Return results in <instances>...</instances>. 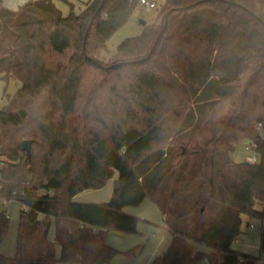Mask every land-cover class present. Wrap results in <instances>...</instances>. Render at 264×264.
Wrapping results in <instances>:
<instances>
[{
  "label": "trees",
  "instance_id": "trees-1",
  "mask_svg": "<svg viewBox=\"0 0 264 264\" xmlns=\"http://www.w3.org/2000/svg\"><path fill=\"white\" fill-rule=\"evenodd\" d=\"M56 1L73 6L0 1V81L19 84L0 110V198L21 206L15 255L0 264H111L107 237L136 235L123 210L144 200L171 234L151 264H257L231 245L244 218L263 221L264 0H163L110 64L96 55L139 0H88L67 16ZM247 143L254 165L231 157ZM115 175L108 202H72ZM7 229L2 209L0 246Z\"/></svg>",
  "mask_w": 264,
  "mask_h": 264
},
{
  "label": "crops",
  "instance_id": "crops-1",
  "mask_svg": "<svg viewBox=\"0 0 264 264\" xmlns=\"http://www.w3.org/2000/svg\"><path fill=\"white\" fill-rule=\"evenodd\" d=\"M0 1L3 4L4 0ZM114 178L112 179L113 181ZM104 188L95 191L94 194H89V191L80 193L72 199V202L78 204L106 203L110 199L112 187L109 191L103 190ZM102 191H105V194L100 196ZM123 212L138 220L137 234H110L107 237L106 244L120 253L115 257L111 264H151L155 257L166 251L171 242V234L163 224L161 214L155 205H153L149 200H144L134 210H131V208H125ZM261 226L264 228L263 223ZM247 228L249 229V232H242L238 239L232 243L231 249L239 254L257 257L259 258V262L264 264V258L262 259V256L259 254L260 234L255 238V236L250 233L254 232L255 228L251 225H249ZM48 239H53L52 226L48 231ZM140 247L143 248V252H137V254L135 250L139 249ZM197 248L199 250L206 251V249L201 245H197ZM255 251L258 253V255L253 253ZM136 254L137 257H135ZM58 256L59 249L56 247V257L58 258ZM202 264L206 263L203 262Z\"/></svg>",
  "mask_w": 264,
  "mask_h": 264
},
{
  "label": "rangeland",
  "instance_id": "rangeland-1",
  "mask_svg": "<svg viewBox=\"0 0 264 264\" xmlns=\"http://www.w3.org/2000/svg\"><path fill=\"white\" fill-rule=\"evenodd\" d=\"M29 1H37V0H28ZM69 3H72L73 6L70 7L69 5L61 2L56 1L55 6L56 8L61 12L63 16H67L70 11L72 10L74 14H78L80 10L82 9V3L88 1V0H67ZM154 2L155 9L154 10H147L143 11L139 6L135 9L132 16L128 20V22L120 28L105 44V48L99 52L96 55V58L102 62L103 64H110L113 62V58L116 54L117 46L127 38H133L140 35L142 32L143 26L142 24H145L147 26L158 23V10L163 5V0H149ZM3 6L11 10L13 7L16 6V0H4ZM19 88V84L15 81H8L7 83L0 81V110L7 104L8 102V96H12L17 89ZM243 146H239L236 148L234 153L232 154V159L235 162H244L246 154L243 153ZM116 178V175H115ZM114 178V179H115ZM113 180H110L106 183V187L103 190L109 191L112 187ZM93 192V193H92ZM95 191H89V194H94ZM105 194V191H102L100 196H103ZM131 208V210H134L136 207H126ZM5 210L7 219H8V229L6 233V237L3 241V243L0 246V252L4 254V256L7 257H13L15 255V246H16V237H17V230H18V221H19V212L21 210V206L18 202L10 201L8 203H0V210ZM260 209V207H259ZM261 209L263 210V221L260 222L258 220H248L247 218L243 219V223L241 226L242 232H249V229L247 228V224L251 225L255 228L254 232H250L255 236H259L262 228V223L264 226V203L261 206ZM253 231V230H252ZM137 253L143 252V248H139L135 250ZM130 253V252H129ZM137 253V254H138ZM256 255L258 253L255 251L253 252ZM137 254L135 257H137ZM130 255V254H129ZM262 259L264 258V255H261Z\"/></svg>",
  "mask_w": 264,
  "mask_h": 264
},
{
  "label": "built area",
  "instance_id": "built-area-1",
  "mask_svg": "<svg viewBox=\"0 0 264 264\" xmlns=\"http://www.w3.org/2000/svg\"><path fill=\"white\" fill-rule=\"evenodd\" d=\"M139 7L143 11L154 10L155 9V4H154V2L149 1V0H139ZM256 129L260 130V125H258ZM242 149H243L242 150L243 153L246 154L244 162H246L249 165L256 164L257 161H258L256 145L252 144V143H247V144L243 145ZM0 203H3L1 198H0ZM257 264H261V263L258 262Z\"/></svg>",
  "mask_w": 264,
  "mask_h": 264
},
{
  "label": "water",
  "instance_id": "water-1",
  "mask_svg": "<svg viewBox=\"0 0 264 264\" xmlns=\"http://www.w3.org/2000/svg\"><path fill=\"white\" fill-rule=\"evenodd\" d=\"M142 26H144V24H142ZM22 151L25 153L26 159L29 160L30 158V142L29 141L23 142Z\"/></svg>",
  "mask_w": 264,
  "mask_h": 264
},
{
  "label": "clouds",
  "instance_id": "clouds-1",
  "mask_svg": "<svg viewBox=\"0 0 264 264\" xmlns=\"http://www.w3.org/2000/svg\"><path fill=\"white\" fill-rule=\"evenodd\" d=\"M28 3V0H16V6L13 7L12 11H19L20 8L24 7Z\"/></svg>",
  "mask_w": 264,
  "mask_h": 264
}]
</instances>
